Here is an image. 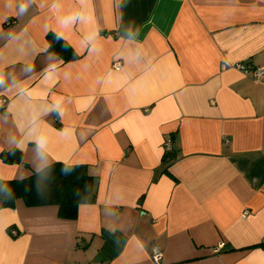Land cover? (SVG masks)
I'll return each instance as SVG.
<instances>
[{
    "label": "crops",
    "instance_id": "0c3cea01",
    "mask_svg": "<svg viewBox=\"0 0 264 264\" xmlns=\"http://www.w3.org/2000/svg\"><path fill=\"white\" fill-rule=\"evenodd\" d=\"M237 64L264 67V0H0V178L84 164L96 192L0 210V264H264V80Z\"/></svg>",
    "mask_w": 264,
    "mask_h": 264
},
{
    "label": "trees",
    "instance_id": "16d2710c",
    "mask_svg": "<svg viewBox=\"0 0 264 264\" xmlns=\"http://www.w3.org/2000/svg\"><path fill=\"white\" fill-rule=\"evenodd\" d=\"M49 50L62 57L65 62L77 57L67 42L53 34L49 36ZM171 140L172 149L165 152L163 159L167 165L175 160L173 136ZM1 158L8 164L22 160L21 153L17 151L5 152ZM20 199L30 207L55 205L60 217L73 219L81 205L95 202V178L89 174L87 165L64 163H53L23 179L0 178V210L14 208Z\"/></svg>",
    "mask_w": 264,
    "mask_h": 264
},
{
    "label": "built area",
    "instance_id": "2783aa9c",
    "mask_svg": "<svg viewBox=\"0 0 264 264\" xmlns=\"http://www.w3.org/2000/svg\"><path fill=\"white\" fill-rule=\"evenodd\" d=\"M182 1V0H181ZM236 69L239 71L243 72L247 76H252L253 79L257 81H262L264 80V67H258V68H248L246 64H237L234 66ZM113 68L116 70H121L122 69V64L121 62H115L113 64ZM7 99H0V109H4L7 106ZM172 149V140L171 138H168L165 142V152H168ZM16 234V233H13ZM225 247V244H219V246L215 249V253H219L221 249ZM162 257H163V252L162 250L158 247L155 246L152 249V255L151 259L153 264H161L162 263Z\"/></svg>",
    "mask_w": 264,
    "mask_h": 264
}]
</instances>
